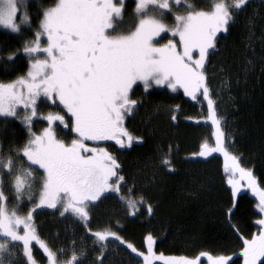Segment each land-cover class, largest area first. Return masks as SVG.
<instances>
[{"label":"snow or ice","instance_id":"1","mask_svg":"<svg viewBox=\"0 0 264 264\" xmlns=\"http://www.w3.org/2000/svg\"><path fill=\"white\" fill-rule=\"evenodd\" d=\"M248 3L249 0H210L201 6L193 0H133L134 21L123 28L128 0H55L50 6L38 5L34 12L29 0H0V25L17 35L30 33L20 48L0 55L5 75L16 72L15 64L21 55L28 60L24 74L0 81V122L5 125L0 129V264H40L33 242L42 249L47 264H84L85 254L78 255L73 250L68 259L61 260L58 254L65 255L64 250L54 249L41 239L33 213L43 208L84 224L98 249L95 264H106L109 238L137 253L143 264L157 260L165 264H198L199 256L157 254L151 233L146 236V251H140L111 226L95 231L87 227L93 209L112 193L119 196L132 215L140 205L149 213L153 211L143 196L135 195V177L124 175L125 168L118 157L107 148L92 146L111 140L120 148H128L134 141L143 140L126 126V120L145 103L143 97L134 98L141 86L145 93L156 86L182 88L193 100L199 93L207 101L204 119L214 126L215 141L211 145L205 141L201 150L191 155L223 153L228 184L232 186L229 217L238 208L236 197L242 188L256 194L255 207L264 213V187L253 169L241 164L242 157L226 146L222 118L213 99L215 92L210 87L209 69H215L213 57L225 51L219 46L221 37L231 34ZM166 17H171L173 24H166ZM255 23L248 18L249 32ZM260 24L264 26V16ZM252 45L250 36L242 67L245 75L254 68ZM260 63L264 65V50ZM219 70L229 75L223 65ZM43 104L61 111L44 115L39 111ZM178 109L177 105L168 111L175 113ZM170 119L175 121L176 116L172 114ZM38 120L47 126L34 130V121ZM8 121H19L26 139L10 132ZM57 128L70 139L60 138ZM173 157L172 145L160 146L157 159L149 158L141 167L171 172ZM149 178L154 180L155 172ZM10 200L14 202L12 206ZM115 223L119 226V221ZM257 223L259 234L244 240L243 264H264V216ZM200 256H208L210 264H229L231 260L223 254L202 252Z\"/></svg>","mask_w":264,"mask_h":264},{"label":"trees","instance_id":"2","mask_svg":"<svg viewBox=\"0 0 264 264\" xmlns=\"http://www.w3.org/2000/svg\"><path fill=\"white\" fill-rule=\"evenodd\" d=\"M54 2L55 0H29L30 10L34 12L38 5L50 6ZM128 3L129 6H134L133 0ZM262 16L264 2L249 0L235 27L231 29V34L221 37L219 46L225 51L222 56L213 57L215 69L210 68L209 73L212 77L210 87L215 92L213 99L217 113L222 118L228 149L242 157V164L253 169L264 187V65L260 63L264 50V26L260 24ZM248 18L256 21L251 32ZM250 36L255 51L254 68L245 75L242 67ZM25 37L30 38L28 31L17 35L0 27V50H4L0 55L6 54L7 50L20 48ZM27 64V57L21 55L15 64L16 72L5 75L0 62V81L6 82L15 79L16 75L24 74ZM221 65L227 68L229 75L226 76L219 70ZM150 91V94L143 95L136 90L138 96H135L145 100L140 108L145 110H142L139 123L133 129L137 132H134L136 135L143 136L144 143L131 153L120 155L123 156L124 174L135 177L138 189L135 195L143 196L152 205L153 211L149 213L144 205H140L138 216L129 219L123 214L119 203L113 199L107 200L101 206L97 204L95 224L102 220L113 221L117 217H124L123 223L117 226L113 222L115 226L112 225L111 228L137 249L146 251V236L151 233L155 237L154 251L158 254L188 258L199 256L200 264H206L208 256H200V253L207 252L212 256H230L229 264H243L244 240L259 234L261 229L257 221L261 218V212L255 207L256 198L248 190H244L236 197L238 208L233 209L229 217L227 209L232 206V186L228 184L229 174L223 160L212 155L210 160L215 158L214 161L204 163L199 162V157L191 155V152H198L201 147V134L205 124L186 122L185 118L193 116L199 122L204 119L208 114L207 101L196 99L197 103L192 105L191 97L182 88H154ZM177 105L183 107L178 124L176 121L169 122L168 115H163V111L168 110L167 107L175 108ZM158 106H163L159 116L156 114ZM149 118H152L150 123ZM4 126L0 122V129ZM8 127L10 132H15L17 138L26 139L19 121H8ZM164 145L173 146L174 171L162 168L142 169L141 166L149 158L153 161L157 159L158 147ZM120 155H117L118 159ZM153 172L154 180L149 178ZM129 181L131 183V179ZM111 196L114 195L109 194L107 198ZM72 218L69 219L68 215L61 217L55 210L48 208L35 212V223L40 236L53 243L54 248L72 245V249L78 250L79 254L85 250L84 264H95L98 249L93 243L94 238L86 231L82 222ZM87 227L92 228V224L89 223ZM124 248L128 255H125L126 258L131 257V260H136L139 264L143 262L142 259L133 257L131 249L126 246ZM112 257L116 259L113 255L109 260ZM117 263L112 261L111 264ZM153 264L165 263L154 261Z\"/></svg>","mask_w":264,"mask_h":264},{"label":"rangeland","instance_id":"3","mask_svg":"<svg viewBox=\"0 0 264 264\" xmlns=\"http://www.w3.org/2000/svg\"><path fill=\"white\" fill-rule=\"evenodd\" d=\"M129 1V0H128ZM208 1L209 0H193V2H195V3H199V4H201V6H204V5H206L207 3H208ZM251 1H253V0H251ZM134 8V6L132 7L131 5L129 6V8H128V11H127V13H126V15H125V17H124V19H125V21H126V23H125V25H123L122 27L123 28H128V27H130L131 26V24L133 23V21H134V17H133V15H132V9ZM164 22L166 23V24H169V25H171V24H173V19L171 18V17H166L165 19H164ZM0 27H3L2 25H0ZM4 28V27H3ZM169 36H171V34H169ZM161 42H166V41H161ZM139 83V82H138ZM155 88H157V89H160V88H162V89H164V88H168L167 86H156ZM154 89V88H153ZM138 92H140V93H142L143 95H146V94H148V93H150L151 91H150V89L148 90V93H145V91H144V89H143V87L141 86V87H139V88H137L136 89ZM135 96H138L137 94L135 95ZM134 98H137V97H134ZM189 98H190V96H189ZM191 99V98H190ZM197 100H199V101H201V102H204L205 100H204V98L198 93L197 94ZM142 108V107H141ZM171 107H167V109H170ZM173 108V107H172ZM140 110L141 109H139V111L135 114V116L134 117H132V118H130V119H128V120H126V126L128 127V129L130 130V128L133 130L134 129V126H137L138 125V123H139V117L141 116V114L143 113L142 112V110H141V112H140ZM145 110V109H144ZM143 110V111H144ZM39 111L42 113V114H44V115H46L49 111H53V112H56V111H61V109L60 108H54V107H50L49 105H47V104H43V105H41L40 106V108H39ZM165 112V113H164ZM156 114H157V116H159L160 114H162L161 113V109L160 110H157V112H156ZM172 114H174V113H170L168 110H166V111H163V115H168V120H169V122H172V120L170 119V117H171V115ZM152 121V118H149L148 119V123H150ZM34 125H35V127H34V130H36V129H38V128H42V127H45V126H47L46 125V123L45 122H43V120H38V121H34ZM222 126V128H223V125H221ZM208 128V129H207ZM57 131H58V133L60 134V138H62V139H65V140H68V139H70V137L67 135V133L66 132H60V129L59 128H57ZM134 132H136L135 130H133ZM223 131H224V129H223ZM214 132H215V128H214V126H212L211 125V121H210V123H209V125H208V127H206V125H204V128H203V131H202V134H201V138L203 139V140H206V137L208 138V141H209V144L211 145V144H214V141H215V137H214ZM137 133V132H136ZM110 141V140H109ZM108 142V141H107ZM107 142H99V143H94L92 146H94V147H103V148H107L108 149V151H110V152H112L115 156H116V152H115V150H114V148H110V145L109 144H106ZM225 142H226V138H225ZM226 146H228L227 145V142H226ZM110 148V149H109ZM200 150H201V147L199 148ZM192 153H195V151L194 152H191V154ZM118 156L120 155V154H117ZM212 155H216L217 157H219V159H222L223 160V164L225 165V157H224V155H223V153H220V152H215V153H212ZM211 155V156H212ZM211 156H209V157H199L200 158V161L199 162H204V163H206V159H209ZM123 156H121L120 155V157H119V160H121L122 161V158ZM124 159V158H123ZM214 159L215 158H212V160H210L209 161V163L210 162H213L214 161ZM123 163V162H122ZM241 164H242V162H241ZM243 165V164H242ZM244 166V165H243ZM245 167V166H244ZM255 175V174H254ZM257 181H258V179H257ZM129 183H130V181H129ZM131 183H133V181L131 180ZM130 183V184H131ZM241 183H244V181H241ZM258 183H259V181H258ZM260 184V183H259ZM260 186L261 187H263L261 184H260ZM244 190H248L255 198H256V200H257V203H258V197L256 196V194L255 193H253L252 191H251V189H249V188H242L241 189V192L242 191H244ZM115 200L117 203H119L120 204V206H121V208L123 209L122 211L124 212L123 214H126V216H127V218H129V219H131V218H135V216L137 215V213L135 214V215H132V214H130V211L126 208V206H125V204H124V202L119 198V196L118 195H114V196H111V197H108V198H106L105 200H103L102 202H100L99 204H100V206L101 205H103L104 204V202H106L107 200ZM10 202H11V205L10 206H12V201L10 200ZM32 205L31 204H29L28 205V207H31ZM97 208H98V206H96L94 209H93V212H92V217H91V224H92V228H93V231H95V230H97V229H100V228H103V227H105L106 225H108V226H112V225H114V223L113 222H116V221H119V225L121 224V223H123V221H122V219L124 218H120V217H117L118 215L117 214H114V215H116V219L117 220H113V221H106V220H102V221H98L97 222V224H95V218H96V212H98V210H97ZM48 209H50V208H48ZM37 210H39V209H37ZM36 210V211H37ZM51 211H53L54 209H50ZM35 211V212H36ZM35 212L33 213V215H34V218H35ZM21 214H23V212H21ZM139 214V213H138ZM59 215V214H58ZM66 216V215H65ZM138 216V215H137ZM262 216H264V213H261V217ZM69 217V219H73L71 216H68ZM103 224H101V223ZM115 226V225H114ZM112 230H113V228H112ZM113 231H115V230H113ZM116 232V231H115ZM41 237V239H43V240H45L42 236H40ZM47 238H49V237H47ZM46 238V239H47ZM46 241V240H45ZM51 241V240H50ZM47 242H48V240H47ZM48 244L49 245H53V243H49L48 242ZM123 245V246H122ZM126 245H124V244H122L121 242H119V241H116L114 238H109V243H108V245H107V248H108V255H107V257H108V262H107V257H106V264H111L112 263V261H117L118 263L117 264H139L138 263V261H133V259L131 260L130 258H126L125 257V255L126 256H128L127 255V253L125 252L126 250H125V247ZM53 247V246H52ZM54 248V247H53ZM72 248H74V247H72V245H70L69 247H61L60 249H63L64 250V253H65V255H63V256H60L59 254H58V257L61 259V260H66V259H68L70 256H71V253H72V251L74 250V249H72ZM127 248V247H126ZM54 249H56V248H54ZM128 249V248H127ZM139 249V248H138ZM147 249V248H146ZM33 250H34V254L37 256V259L40 261V264H47V261H46V259L44 258V254H43V251H42V249H40L39 248V246L36 244V242H33ZM140 251H144V250H142V249H139ZM74 251H76L77 252V254L79 255V251L78 250H74ZM84 252H82L83 254H85L86 253V251L85 250H83ZM122 251H124V252H122ZM157 253V252H156ZM158 254V253H157ZM97 255V254H96ZM113 255H115L116 256V259L115 258H113L112 257V259H110L109 260V258L111 257V256H113ZM132 255H133V257L135 258H140V259H142L141 257H139L138 256V254L137 253H132ZM129 256H131L130 254H129ZM164 256H166V255H164ZM117 257H118V259H117ZM166 257H176V256H166ZM126 258V259H125ZM177 258H179V256H177ZM131 260V261H130ZM160 261H162V262H164L163 260H157V261H155V262H160ZM205 262V261H204ZM209 262V264H210V261H209V258L207 257L206 258V264ZM154 263V262H153ZM165 263V262H164ZM140 264H143V262L142 263H140ZM198 264H200V261H198Z\"/></svg>","mask_w":264,"mask_h":264},{"label":"flooded vegetation","instance_id":"4","mask_svg":"<svg viewBox=\"0 0 264 264\" xmlns=\"http://www.w3.org/2000/svg\"><path fill=\"white\" fill-rule=\"evenodd\" d=\"M192 105L193 104H195V103H197V100L195 99V100H193L192 99V97H191V102H190ZM182 106H180L179 107V109H178V111L176 112V114H175V116H176V124H178V117L179 116H181V111H182ZM206 110H207V107H206ZM186 119V122H194V123H196V121H197V123H203V124H205L206 125V127H208V125H209V123H210V121H208V120H206V119H202L200 122L195 118V117H193V116H189V118H185ZM208 129V128H207ZM129 131H131L132 132V134L134 135V136H138V135H136L135 133H134V131L130 128V130ZM140 137H142L143 138V136H141V135H139ZM205 141H208V140H203V141H201V146H202V144L205 142ZM105 142H107V141H105ZM144 143V138H143V140L142 141H134V143H133V145L131 146V147H128V148H120L118 145H116L115 144V142L114 141H108L106 144H109L110 145V148H114V150L116 151V156H117V153L119 152V154H128V153H131L134 149H136L137 147H138V145H141V144H143ZM208 143H209V141H208ZM109 148V149H110ZM199 151H200V149H199ZM198 151V152H199ZM196 153V152H195ZM206 162H209L210 161V158L209 159H206L205 160ZM119 162L122 164V161L121 160H119ZM122 166H123V164H122ZM174 168H175V166H174ZM125 175V174H124ZM126 176V175H125ZM127 177V176H126ZM112 195H117V194H115V193H112ZM109 196V195H108ZM207 264H209V262L207 263Z\"/></svg>","mask_w":264,"mask_h":264}]
</instances>
